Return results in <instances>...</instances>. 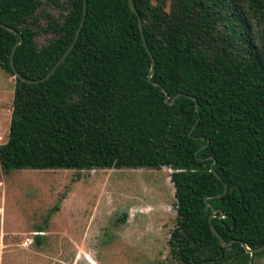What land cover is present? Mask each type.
Masks as SVG:
<instances>
[{"label":"trees","instance_id":"16d2710c","mask_svg":"<svg viewBox=\"0 0 264 264\" xmlns=\"http://www.w3.org/2000/svg\"><path fill=\"white\" fill-rule=\"evenodd\" d=\"M46 1L65 12L45 16L39 29L52 37L37 47L40 1L0 0V24L21 37L13 67L28 79L50 69L81 16L82 0ZM84 1L77 37L50 76L13 79L0 171L167 167L176 264H248L264 254L221 246L207 223L218 209L210 223L222 242L264 243V0H130L152 58L148 79L127 0ZM18 35L0 26V70L10 76ZM161 90L175 96L170 105Z\"/></svg>","mask_w":264,"mask_h":264},{"label":"rangeland","instance_id":"374dc122","mask_svg":"<svg viewBox=\"0 0 264 264\" xmlns=\"http://www.w3.org/2000/svg\"><path fill=\"white\" fill-rule=\"evenodd\" d=\"M39 1L37 47L52 37L39 29L45 16L65 12ZM12 88L13 77L0 70V144ZM169 173L163 166L0 171V264H176L166 244L175 224ZM248 264H264V254Z\"/></svg>","mask_w":264,"mask_h":264},{"label":"water","instance_id":"95a60500","mask_svg":"<svg viewBox=\"0 0 264 264\" xmlns=\"http://www.w3.org/2000/svg\"><path fill=\"white\" fill-rule=\"evenodd\" d=\"M128 2V5H129V8L133 11V13L135 14L136 16V21H137V27H138V31H139V34H140V37H141V41H142V44H143V47L145 49V51L147 52L148 56H149V69H148V72L146 74V78L148 79L149 76L151 75L152 73V58H151V55L142 39V33H141V25H140V19L138 17V13L137 11L135 10V8L131 5L130 3V0H127ZM84 13H85V1L82 0V5H81V16H80V19L78 21V24L74 30V33H73V36L69 42V44L67 45V47L64 49V51L61 53V55L57 58V60L53 63V65L50 67V69L40 78H37V79H28V78H25L21 75H19L16 70L14 69L13 67V64H12V60H11V55L13 53V50L15 48V46L17 44L20 43L21 41V37L20 35H18V33L16 32V30H14L13 28L11 27H8L4 24H0L1 27H3L4 29H6L7 31L11 32L12 34H15V35H18V38L13 42L11 48H10V51H9V56H8V64H9V68L12 72V77L13 79H18L20 81H23V82H26V83H29V84H34V83H38V82H42L44 81L47 77L50 76V74L53 72V70L58 66V64L60 63V61L67 55V53L69 52V50L71 49L76 37H77V34L79 32V29L81 27V24H82V20H83V16H84ZM153 85H157L156 83L154 82H151ZM162 93H163V101L167 104V105H170L171 104V101L172 99L175 97V96H172L171 98L167 99V94L166 92H164L163 90H161ZM194 107L196 108V104L195 102L193 103ZM225 186L223 185V189H222V193H224L225 191ZM220 194H215L213 196L217 197L218 195ZM203 202H204V206H203V210H206L208 207H209V204L206 202V197L203 198ZM214 212H218V215L220 216V212L218 209H214V210H211V212L209 213V215H207V223H208V227H209V230L211 231V233L218 239L219 243L221 246H227L229 243L231 242H236L238 243L241 247H243L244 251L246 253H256V252H259V251H262L264 250V243L253 248V249H249L247 248L244 243L240 240H236V239H231L227 242H222L221 238L218 236L217 232L215 231V229L213 228V226L211 225L210 223V217H212L214 215Z\"/></svg>","mask_w":264,"mask_h":264},{"label":"built area","instance_id":"2783aa9c","mask_svg":"<svg viewBox=\"0 0 264 264\" xmlns=\"http://www.w3.org/2000/svg\"><path fill=\"white\" fill-rule=\"evenodd\" d=\"M24 244H25V242H24Z\"/></svg>","mask_w":264,"mask_h":264}]
</instances>
